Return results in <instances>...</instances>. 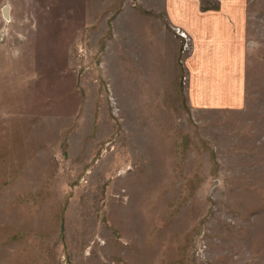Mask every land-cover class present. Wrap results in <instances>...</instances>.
<instances>
[{
	"label": "rangeland",
	"instance_id": "obj_1",
	"mask_svg": "<svg viewBox=\"0 0 264 264\" xmlns=\"http://www.w3.org/2000/svg\"><path fill=\"white\" fill-rule=\"evenodd\" d=\"M243 4L241 95L193 107L165 1L0 0V264H264V0ZM160 25L179 102L129 86L162 77Z\"/></svg>",
	"mask_w": 264,
	"mask_h": 264
},
{
	"label": "crops",
	"instance_id": "obj_2",
	"mask_svg": "<svg viewBox=\"0 0 264 264\" xmlns=\"http://www.w3.org/2000/svg\"><path fill=\"white\" fill-rule=\"evenodd\" d=\"M163 1L165 5L161 11H157L159 14L157 20L163 23L168 19L170 23L186 29L194 38L195 52L189 64L191 77L187 102L193 107H202L212 102L232 105L239 99L241 95L239 87L244 82L242 74L247 49L245 40L247 14L243 0H213L212 3L210 0ZM209 3L212 6H209ZM142 15L145 21L146 18L152 21L155 19L152 16H145V13ZM161 34H165L163 36L167 44L164 45L160 41L156 46L159 52L156 53L152 49L149 60L156 68V73L158 68L162 71V77L149 79L140 66L132 64L129 66V86L131 85L138 93L152 91L153 86L154 88L160 86L161 90L157 88L154 90L155 94L168 91L177 100L181 94L179 77L181 69L177 64L179 44L163 25H160L157 36ZM147 36H153V32H147L144 36L145 41ZM168 43L171 47H167ZM152 45L155 46V43ZM203 55L208 59L203 60ZM179 101L180 98L176 102ZM174 111V108L168 109L167 113L171 115Z\"/></svg>",
	"mask_w": 264,
	"mask_h": 264
},
{
	"label": "built area",
	"instance_id": "obj_3",
	"mask_svg": "<svg viewBox=\"0 0 264 264\" xmlns=\"http://www.w3.org/2000/svg\"><path fill=\"white\" fill-rule=\"evenodd\" d=\"M174 33L178 36V37H180V38H182V39H187V36L185 35V33H183L182 31H181V29L180 28H174ZM188 40V39H187ZM202 246H200L199 245V247H198V250H199V253L200 254H202Z\"/></svg>",
	"mask_w": 264,
	"mask_h": 264
},
{
	"label": "water",
	"instance_id": "obj_4",
	"mask_svg": "<svg viewBox=\"0 0 264 264\" xmlns=\"http://www.w3.org/2000/svg\"><path fill=\"white\" fill-rule=\"evenodd\" d=\"M7 9H8L7 7L3 8V14L5 15V17L7 16Z\"/></svg>",
	"mask_w": 264,
	"mask_h": 264
}]
</instances>
